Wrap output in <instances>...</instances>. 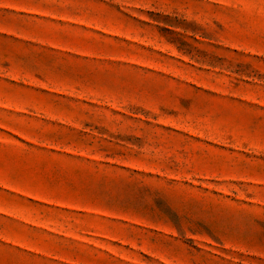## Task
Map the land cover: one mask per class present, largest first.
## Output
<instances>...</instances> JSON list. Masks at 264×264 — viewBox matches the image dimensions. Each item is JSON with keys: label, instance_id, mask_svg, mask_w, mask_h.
Masks as SVG:
<instances>
[{"label": "rangeland", "instance_id": "1", "mask_svg": "<svg viewBox=\"0 0 264 264\" xmlns=\"http://www.w3.org/2000/svg\"><path fill=\"white\" fill-rule=\"evenodd\" d=\"M0 264H264V0H0Z\"/></svg>", "mask_w": 264, "mask_h": 264}]
</instances>
